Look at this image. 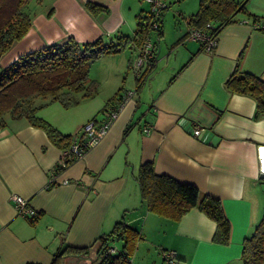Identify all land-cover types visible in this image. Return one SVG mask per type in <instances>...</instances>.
I'll list each match as a JSON object with an SVG mask.
<instances>
[{
  "label": "crops",
  "instance_id": "obj_1",
  "mask_svg": "<svg viewBox=\"0 0 264 264\" xmlns=\"http://www.w3.org/2000/svg\"><path fill=\"white\" fill-rule=\"evenodd\" d=\"M196 2L190 8L180 2L178 19L164 16V1L160 33H148L157 39L152 41L153 71L80 157L61 166L62 148L24 119L7 118L0 127V264H51L66 244L92 246L86 255L65 256L62 264H95L97 238L120 221L139 231L130 264H164L163 252L170 249L180 264H242L243 239L264 212V167L258 161L264 112L256 111L252 97L230 91L225 81L236 65L264 80V31L247 16L264 17V0H245L244 12L220 30L210 51L186 36ZM88 3L107 10L94 13ZM149 7L147 0H30V26L0 63L6 66L68 37L78 42L132 37ZM132 44L90 63V77L99 82L94 96L70 107L54 100L38 114L71 136L89 119L102 121L116 100L101 108L124 87L123 75L133 84L124 88L136 86L131 70L126 72L137 50ZM51 105V111H41ZM195 125L202 127L197 136L191 133ZM145 162L158 174L194 185L198 200L217 198L229 223L228 240H214L216 223L197 205L176 220L148 210L135 178ZM13 195L25 199L35 214H19ZM122 243L110 241L116 248Z\"/></svg>",
  "mask_w": 264,
  "mask_h": 264
},
{
  "label": "trees",
  "instance_id": "obj_2",
  "mask_svg": "<svg viewBox=\"0 0 264 264\" xmlns=\"http://www.w3.org/2000/svg\"><path fill=\"white\" fill-rule=\"evenodd\" d=\"M29 1L0 0V58L13 41L21 38L28 30L30 16L24 7ZM244 4L245 0H199L196 12L187 20L188 26L218 36L226 24L238 20L236 15L244 12ZM87 6L94 13L107 10L96 3H88ZM247 16L264 31V17ZM148 17L149 10L146 15H140L132 37L119 36L108 41L98 38L89 42H78L73 37H68L64 42L45 45L22 54L6 66L0 63V127L6 124L7 118L24 119L29 124L42 128L49 139L62 149L68 148L73 136L60 132L39 116L37 111L54 100L64 107H70L81 99L94 96L99 82L90 77V63L102 55L117 52L130 43L136 47L141 45L151 29L152 23ZM157 20L159 22V18ZM157 29L160 33V24ZM201 46L203 47L202 44ZM130 65L126 72H129ZM153 69L154 64L140 77H135L134 91H138ZM225 85L232 92L252 97L256 101V111L264 112V80L260 77L243 71L236 65ZM123 89L121 86L116 94L108 98L101 110H105L116 100L114 108L120 101ZM135 178L141 199L148 210L176 220L197 205L216 223L214 240L222 243L228 240L229 223L217 198L206 195L198 200V189L194 185L156 173L151 162L141 164ZM138 237L139 231L136 228L122 221L117 222L110 233L97 238L95 253L99 258L95 264H130V254ZM117 239L123 241L122 246L113 253H105L110 241ZM91 246L66 244L54 253L51 264H62L67 255H86ZM240 258L242 264H264V212L253 231L243 239Z\"/></svg>",
  "mask_w": 264,
  "mask_h": 264
},
{
  "label": "built area",
  "instance_id": "obj_3",
  "mask_svg": "<svg viewBox=\"0 0 264 264\" xmlns=\"http://www.w3.org/2000/svg\"><path fill=\"white\" fill-rule=\"evenodd\" d=\"M149 2V14L151 17V29H157L159 22L157 20L160 11H162L166 4L162 0H147ZM209 25V24H208ZM187 38L199 41L203 48L206 50H212L217 44V36L212 35L209 32L201 31L195 27L188 26ZM133 45V44H132ZM155 65V46L154 43L147 36L141 45L137 47L136 53L133 56L130 70L135 77H140L146 70L150 69L152 65ZM135 91L133 89L124 88L121 92L120 101L112 108L108 113L106 118L102 121H97L95 119H89L86 121L81 131L74 135L70 146L66 149H62L59 164L65 166L67 162L71 161L76 157H80L84 151L91 145L97 143L100 138L106 133L109 126L116 118L120 108L128 101ZM202 127L199 125L193 126L191 133L195 136L201 133ZM143 131L148 133L149 127H143ZM258 160L264 167V148L258 153ZM65 182V181H64ZM13 200L15 202L16 211L19 214H29L33 216L35 212L26 206V201L18 195H13ZM118 248L113 245H109L105 253L115 252ZM164 264H180L177 260L176 252L174 250H165L163 252Z\"/></svg>",
  "mask_w": 264,
  "mask_h": 264
},
{
  "label": "rangeland",
  "instance_id": "obj_4",
  "mask_svg": "<svg viewBox=\"0 0 264 264\" xmlns=\"http://www.w3.org/2000/svg\"><path fill=\"white\" fill-rule=\"evenodd\" d=\"M165 1V3L168 5V7L165 9V13H164V16L167 14V17L168 16H172V17H177L178 19H179V17H180V15L179 14H177V12H178V10H180L179 9V3L180 2H182V3H184L185 4V6H186V8H190L191 6H192V1H193V6H194V0H178V1H176V0H170V2L168 1V0H164ZM198 1L199 0H197V2H196V4L198 5ZM169 2V3H168ZM196 5V6H197ZM147 6V5H146ZM24 10L25 11H27V5L24 7ZM183 10V9H182ZM182 12H184V11H182ZM149 37H150V40L151 41H157V39H156V37H155V33L154 32H152V33H150V35H149ZM122 53H125V54H127L128 55V49H123V51H122ZM121 84H123L124 85V87L126 86V87H128V86H130V85H133L132 84V79H131V76H125V75H123V77H122V83ZM142 90V89H141ZM141 92V91H140ZM58 103H59V101H57ZM76 108H72V109H77L78 107H80V105L79 106H75ZM52 108H53V106L51 105V106H47L46 108H43V109H41V111L42 110H45V111H51L52 110ZM40 110V109H39ZM38 110V111H39ZM38 111H37V114H38ZM39 116H40V113L38 114ZM99 115V113H96L95 114V116H98ZM117 244H119V243H117L116 242V245ZM147 264V263H146Z\"/></svg>",
  "mask_w": 264,
  "mask_h": 264
},
{
  "label": "clouds",
  "instance_id": "obj_5",
  "mask_svg": "<svg viewBox=\"0 0 264 264\" xmlns=\"http://www.w3.org/2000/svg\"><path fill=\"white\" fill-rule=\"evenodd\" d=\"M259 161V160H258ZM260 163V162H259ZM260 167H263L262 164L260 163Z\"/></svg>",
  "mask_w": 264,
  "mask_h": 264
}]
</instances>
